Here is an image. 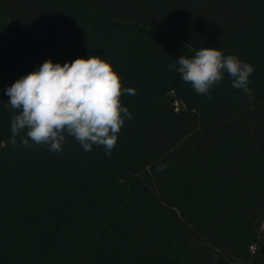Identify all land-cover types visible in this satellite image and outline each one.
I'll return each instance as SVG.
<instances>
[{"label": "trees", "instance_id": "obj_1", "mask_svg": "<svg viewBox=\"0 0 264 264\" xmlns=\"http://www.w3.org/2000/svg\"><path fill=\"white\" fill-rule=\"evenodd\" d=\"M201 47L251 96L169 68ZM91 55L135 89L111 154L13 146L7 87ZM0 264H264V0H0Z\"/></svg>", "mask_w": 264, "mask_h": 264}, {"label": "clouds", "instance_id": "obj_2", "mask_svg": "<svg viewBox=\"0 0 264 264\" xmlns=\"http://www.w3.org/2000/svg\"><path fill=\"white\" fill-rule=\"evenodd\" d=\"M177 64L169 68L197 94H210L227 74L233 88L251 96L248 84L254 68L236 55L201 47L192 57L179 56ZM5 94L9 101L3 107L15 113L10 121L13 146L24 132V146L47 145L49 151L60 152L68 136L86 152L97 145L110 155L125 118L132 119L121 97L135 95V89L123 86L107 60L91 55L63 64L46 60L7 87Z\"/></svg>", "mask_w": 264, "mask_h": 264}, {"label": "rangeland", "instance_id": "obj_3", "mask_svg": "<svg viewBox=\"0 0 264 264\" xmlns=\"http://www.w3.org/2000/svg\"><path fill=\"white\" fill-rule=\"evenodd\" d=\"M220 1H223L224 2L225 0H220ZM258 75H259V77H262V75L260 73Z\"/></svg>", "mask_w": 264, "mask_h": 264}]
</instances>
